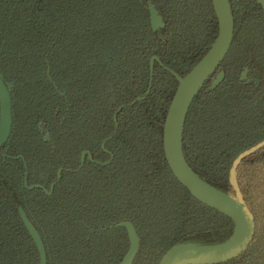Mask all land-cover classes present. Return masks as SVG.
Masks as SVG:
<instances>
[{"label":"trees","instance_id":"obj_1","mask_svg":"<svg viewBox=\"0 0 264 264\" xmlns=\"http://www.w3.org/2000/svg\"><path fill=\"white\" fill-rule=\"evenodd\" d=\"M226 1L234 32L216 71L224 77L211 90L210 76L193 98L182 150L202 180L234 196L231 162L264 139V11L256 0ZM217 34L211 0H0V76L12 113L0 146V264H39L19 208L46 264H117L129 248L122 221L140 240L132 264L231 238V219L189 193L163 150L177 77ZM236 180L253 237L218 264H264V146L240 161Z\"/></svg>","mask_w":264,"mask_h":264},{"label":"water","instance_id":"obj_2","mask_svg":"<svg viewBox=\"0 0 264 264\" xmlns=\"http://www.w3.org/2000/svg\"><path fill=\"white\" fill-rule=\"evenodd\" d=\"M264 11V0H256ZM212 6L218 21V34L204 56L184 77H177L178 86L169 105L164 128L163 150L166 161L177 180L200 203L229 217L234 230L231 238L216 246H196L191 243L177 244L166 251L159 264H216L239 256L249 245L254 232V218L243 200L236 180V169L240 161L264 146V139L242 150L229 166V183L235 195H229L202 180L188 165L182 150V134L190 104L205 81L219 67L232 42L234 22L226 0H212ZM151 22L155 27L162 26V19L153 5L149 6ZM246 71L241 80L245 79ZM49 75V71L47 72ZM223 79L220 71L213 79L211 89ZM12 126L11 98L9 88L0 76V146L8 140ZM49 136H45V141ZM20 219L33 240L39 255V264H46V252L42 239L19 208ZM126 228L129 248L118 264H132L138 248L139 237L133 225L128 222L119 224Z\"/></svg>","mask_w":264,"mask_h":264},{"label":"flooded vegetation","instance_id":"obj_3","mask_svg":"<svg viewBox=\"0 0 264 264\" xmlns=\"http://www.w3.org/2000/svg\"><path fill=\"white\" fill-rule=\"evenodd\" d=\"M211 2H212V0H211ZM150 5H153V4L148 3V7H147V8H148V11H149V6H150ZM153 6H154V5H153ZM212 7H213V6H212ZM154 8H155V6H154ZM155 10H156V8H155ZM213 10H214V9H213ZM156 11H157V10H156ZM157 13H158V12H157ZM214 13H215V12H214ZM149 15H150V11H149ZM158 15H159V14H158ZM215 15H216V14H215ZM159 16H160V15H159ZM160 17H161V16H160ZM150 19H151V18H150ZM161 19H162V17H161ZM162 23H163V19H162ZM152 24H153V23H152ZM163 25H164V23H163ZM163 25H162V26H163ZM153 26H154V25H153ZM162 26H159V27H162ZM154 27H155V26H154ZM159 27H155V28H159ZM233 32H234V31H233ZM154 59H155V57H154L152 60H154ZM220 64H221V63H220ZM219 66H220V65H219ZM218 68H219V67H218ZM218 68H217V69L214 71V73L212 74V75H214V77L212 78V82H213V79L216 77V75L220 72V71H219V72L216 73V71L218 70ZM245 69H247L245 79H244V80H241L240 78H241L242 74L245 72ZM188 72H189V71H188ZM222 72H223V71H222ZM212 75H210V76H212ZM247 75H248V68L245 67L244 70L242 71L240 77H239V80H240V81H245V80L247 79ZM210 76H209V77H210ZM223 77H224V73H223ZM222 80H223V79H222ZM212 82H211V85H212ZM203 85H204V84H203ZM211 85H210V89H211ZM218 85H219V84H218ZM202 87H203V86H202ZM202 87H201V88H202ZM215 87H216V86H215ZM215 87H214V88H215ZM214 88H213V89H214ZM211 90H212V89H211ZM175 91H176V90H175ZM9 92H10V90H9ZM198 92H199V91H198ZM10 98H11V97H10ZM11 114H12V113H11ZM11 128H12V126H11ZM9 135H10V134H9ZM46 135L49 136L48 133L45 134V136H46ZM45 136H44V141H45ZM49 140H50V136H49V139H48L47 141H49ZM45 142H46V141H45ZM5 144H6V143H5ZM3 145H4V144H3ZM83 159H84V153L82 154V157H81V161H82V162H83ZM49 193H50V192H49ZM27 218H28V217H27ZM231 221H232V220H231ZM30 222H31V221H30ZM122 222H125V221H122ZM122 222H119L118 224H116V226H118V227H122V226H119V224L122 223ZM128 222H129V221H128ZM133 227H134V226H133ZM125 229H126V228H125ZM134 229H135V228H134ZM126 231H127V230H126ZM136 234H137V233H136ZM127 235H128V233H127ZM137 236H138V235H137ZM252 237H253V236H252ZM128 239H129V237H128ZM139 242H140V240H139ZM129 244H130V243H129ZM138 249H139V248H138ZM127 250H128V249H127ZM126 252H127V251H126ZM137 252H138V251H137ZM165 253H166V252H165ZM165 253H164V254H165ZM125 254H126V253H125ZM164 254H163V255H164ZM123 257H124V256H123ZM161 258H162V257H161ZM122 259H123V258H122ZM122 259H121V260H122ZM160 260H161V259H160ZM159 262H160V261H159ZM118 263H119V262H118ZM118 263H117V264H118ZM221 263H222V262H221ZM216 264H218V263H216Z\"/></svg>","mask_w":264,"mask_h":264}]
</instances>
